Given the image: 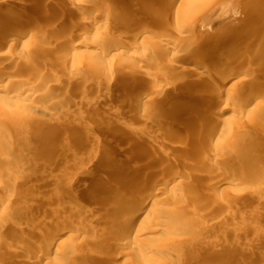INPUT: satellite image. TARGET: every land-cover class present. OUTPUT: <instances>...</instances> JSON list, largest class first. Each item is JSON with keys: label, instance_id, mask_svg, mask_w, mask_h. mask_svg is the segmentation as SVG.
Here are the masks:
<instances>
[{"label": "rangeland", "instance_id": "1", "mask_svg": "<svg viewBox=\"0 0 264 264\" xmlns=\"http://www.w3.org/2000/svg\"><path fill=\"white\" fill-rule=\"evenodd\" d=\"M26 1H28V4L30 5H27V7L24 10H21L20 15H22V17L21 16L18 17L19 22L17 21L18 23L17 24L15 23V25L13 26L14 29L12 27H11L12 29L9 27L8 29L10 30V33L7 30L6 33L0 36L1 37L0 38V55H1L0 59L3 57H6L7 55L10 56V54L11 55L13 54V56L16 55L18 57V55H20L21 52H24V54L27 56L26 58L28 59L26 63L15 62V64H12L10 68H8L9 70L6 69L8 71V73L5 74L6 78L3 81H0V109L1 110L8 109L9 107L20 108L23 106V104L28 103V100L30 101V98L27 99L25 95H23V97L10 98V95L8 93L9 91H7L8 88L17 87V89L19 90L22 88L17 83H14L16 79L28 78L27 80L29 81L32 80L33 82H36L37 84L36 89L38 88L37 90L39 91V93L43 94L44 96L46 95L47 97L43 96L42 99L38 98L37 100H35V104H37L36 108H31V110L29 109V111L26 112V115L21 116V115H16L15 113H13L12 114L13 117L11 118L12 121L9 122L8 124L7 123L5 124L3 123V121H0V130L1 129L3 130V134L5 135L6 138L9 137L7 138V141L9 144L8 143H7L8 145L6 144V148H4L5 145L3 147L0 146V157L6 156V154H3L4 155L3 156L2 152L6 153L7 152L6 150L8 149L9 150L7 152L8 156H6L5 158H7V160L9 159L8 164H10L11 166L14 165L13 167L15 168V171L17 170L16 171L17 173L15 172L13 175L11 176L9 175V178L7 177L8 175L6 176V174H9V173H6L5 170H2V169L0 170L1 172L0 176H2L0 177V184H1L0 188L2 186H3L2 188H7L9 186V188H11V192H12V187L14 191L13 193L2 192V194L4 193L3 195L4 197L2 198L1 189H0V196H1L0 204L2 206V207L0 206V210L1 211L4 210L5 208L3 207H7L11 203V201H13L10 205L12 204L14 205L17 203L19 206H22L23 204V207L25 208L28 207L29 205L35 207L37 210L36 214L38 213L39 210L41 212L43 208L51 207L50 209L54 210L55 212L57 211L56 213L61 212L60 213L61 216L59 213L56 216L59 220H61V217L62 219L67 218L68 220L70 215L67 213L70 212L71 214V211L73 210V208L80 209V207H82L81 210L83 209L82 210L83 212H85L86 210L89 212V213H86L87 216L83 220H86L87 218L88 219L87 221H89L90 223L93 222L90 225L95 226L94 229H96V231L98 230L97 232H99L100 229L96 227L98 226V224L100 226L101 222L102 221L104 222L105 218L109 219V217L110 218L112 217L111 220L115 221V218L117 219V217H119V213L115 212V209H116L115 206L107 207L106 209L99 203L100 198L96 200L92 198V192L94 189L93 184H95L96 182L98 183V186H99V184L101 183V180H103V178L108 176V175L107 176L105 175L108 172V168L110 165L108 164V161L106 159L109 156H113L117 154V157H118L117 159L119 163L117 162L118 163L116 164L117 166L113 165L111 169L112 170L111 172H114V174L112 175H114V177L116 176L115 178V181H117L115 183V185L117 184L116 186H118L119 184L126 183V182H122L124 179L122 178L120 179V177L123 174L127 176V177H124L126 181H127V178L129 180L132 179L133 176L135 175L134 173L143 164L145 165L146 168H149L146 180H148L149 178L148 174L152 178V179L150 178L151 180L149 179L150 183L149 181H147L146 187H145L146 189L143 188L142 190L140 187H137L138 189L133 190L130 188V186H128L127 187L128 190L127 189L124 190L126 187L125 185L123 188H121L122 190L120 189L121 192L118 191L120 192V194L114 191L115 194L123 197L122 204L124 205V207L126 205L125 202H129L131 200V197L134 196L135 193L137 194V196L135 195L137 199L139 200L141 199L140 201H144L143 199H149V198L152 200L155 198L156 199L162 198L163 199L162 203H164L165 209L170 210V212L172 210L173 214L170 216L171 220L173 221L174 219V221L179 226L181 227L184 226L185 229L187 228L191 229L192 232L189 233V235L194 233V235H192L193 236L192 240L194 241H192L193 243L191 242V238L189 239V235H187L186 231L183 229L181 230L178 229L177 231H174V232H172L171 230H170L171 232L170 231H167V232L159 231V233L155 235L153 239H149V236L139 238V241L136 242L132 247L131 246L124 247L123 249L117 248V250L115 247L114 249L115 253L113 252L114 254L112 253L110 257L111 258L110 263L112 264H134L135 262L133 263V259L135 258L144 259V260L147 259V261L149 262H155V263L157 262L158 264H186L188 263L189 259L193 257L192 255H189V256L184 255L181 259V262L179 261L177 262L176 258L173 259L174 258L173 256H172V260H170L162 252L159 253L157 252V250L147 251V249L145 248L147 245H150L154 249H157V248H160V246L168 245L175 241V243L181 248L192 247L191 245H189L191 243L193 245L192 248H196L195 250L197 249L198 250H201V249L202 250L203 249L204 250H208V249L218 250L219 249L221 251H227L236 246L239 251H243L246 253L247 251L251 249L253 253L255 252L254 253L255 255L253 254L252 256L251 264H264V116L260 115L262 114L261 111L264 113V104H263L264 103V88H263L264 87V74H261L262 73L261 71L257 72L258 70H256L254 72L253 70H250V69H248L250 71H247V72L242 71L241 73L242 74L244 73L243 75H241L240 73L238 77L233 78L231 80L229 79L228 83H224L223 76L221 78L220 76H218L215 79H213V82H212L213 85L209 86L210 87L209 90H211V88L213 87L212 89L214 91L211 90L209 92L211 93V95L213 94L216 95L217 93H219L218 95H216L219 98V100L218 98L215 97L214 98L215 100H213V103L210 106L204 103V101L208 100V97H205V98L203 97L202 100H199L201 104L197 108L198 112L200 111L199 109H202V110L206 109L205 111L207 115H209V117L213 114L212 112L214 111L215 108H218L221 106L223 107V105H221L222 103L220 102H225L226 100H228L227 98V96H229L228 93L233 94L236 91V89L242 87L241 86L242 81L240 80H242V78L244 79V75H246L245 79L248 78L251 83H256V84H253V88L255 86L261 85V86H258V88L262 87L263 89L262 88L258 89L257 87L254 88L255 90L257 89L259 90L255 92V94H254V91L251 92L250 90V92L253 95H255V97L258 96L257 100L251 106L246 105L245 104L246 100H245L242 102V104L240 103L241 105L240 104L238 105L239 107L233 108L231 109V111L229 110V112H227V114L225 115V118H227L226 122L221 123L216 127L217 135H215V137H211L206 133H200V136H198L197 133L201 129L199 126H197V124L199 125V122L197 123V120L196 119L194 120V118L193 120L191 119V121L188 122V125L190 124L193 128L191 127L192 128L191 129L190 125L188 126V128L192 131V132H189L190 133L189 136L191 137L192 135L194 136L196 134L198 137L196 135L194 137L192 136L191 138L188 137V141H187V138L186 139L184 138L187 141L185 142L184 139L183 141L180 140L181 135L185 132V129H182L181 131L182 127H179V128L176 127L174 131H172V136L166 137V135L164 134L165 129L163 130V128H165L166 125L165 123L161 124L162 123L161 118L162 119L164 118L165 122L168 123L167 118H168V114H171V111H169L170 112L169 113L168 110H166V108L168 109L170 107H175L173 108L175 110L182 103V100H180L179 97L183 94L184 91H186L189 88V85L192 86L191 84H194V81H196V78H194V76L188 77L187 80L184 81L185 84L178 85L177 87L178 89L173 88L174 87L172 85L173 80L171 79L164 80V78H157V81L159 80L160 83H158L157 81H154V83H156L158 88L159 86L161 88L158 91L161 92L162 90L165 89L164 93L162 91L161 94L158 92V93H155L154 96H152V97H157L159 101L157 100L153 102L152 98L151 99L149 98V100L152 101V103L147 105L146 108H144L145 110H143L141 113H143V115L144 114L147 115L148 117L149 113L153 111L152 105L156 103L155 106L158 109L155 106H153L155 107L154 110L160 111L163 116L161 115L162 117L160 116V119H158L159 117L157 118L159 121L156 119L154 123V125H156L155 127L153 124H149L148 127H151V128H148L147 126L145 127L144 125L141 124V122L144 121L147 117L146 118L141 117L140 119H137L136 121L138 124L136 123V121L131 123L130 125L118 124L116 123V121L118 122V120L116 119L119 116L117 117L116 114L112 115V113H110L107 110H106V113L105 111H103L105 114L103 112H99V114L103 113L101 114L103 118L105 116L108 120L104 118L102 121H99L97 119L99 114H96L98 113L96 110L97 104L95 105L93 103L92 96H91L92 91L95 90V88L91 85L95 82L96 79L94 80V78H92L91 76L88 77V75L85 74V77L87 76L86 78L88 80L90 79L88 82L89 85L86 84L88 86H86L85 89L83 87L80 88L75 82H77L76 79L78 78L79 79H81L82 77L84 78L83 76L84 73L76 72L74 74L73 72H71V67L69 65H66V67L61 65L60 67V64L56 60L61 56L71 55L73 53L82 54L86 52H92L93 51L92 49L87 48V45H88L87 43L83 44L82 46H80V48H77L76 50L75 48H73V46L75 45V43H78V42H75V41L78 40L79 41L78 44H80L82 38L84 39V35L82 36L80 35L81 33H84L82 32L84 31L83 30L84 26L90 23V21H94V20H90L91 16H89V14L93 12L100 14L103 12L104 9H105L104 13L111 12V10L108 7H111L113 5H121L122 7L126 9H130L132 11L135 10L136 14L134 15V17L139 19L141 22H144L147 24L151 23L150 27L152 29L153 27H155L154 29L156 31L157 29L160 31V27L158 25L159 23H157L158 22L157 15H155L156 17L154 18L153 16L155 13L156 14L158 13L159 15L163 16V13H164V15L166 16L165 20H167L166 24L168 23L166 27L169 26L167 30L171 29V31L169 32H173V31L175 32L171 33L170 36L168 32H167L168 34L165 33V35L161 33H157L156 36L153 37L154 40H152V42L153 41H156V42L163 41V43L164 42L168 43L169 42L168 40L170 39L171 35L183 30L185 32L184 33L185 38L184 36H182L184 41L182 38H180L179 41H181V43L187 42V40L189 42L197 41L196 45L198 44V46H200L199 42L200 43L208 42L211 39H213V41L211 40L208 43L210 44L214 43L216 45L217 51L214 53V55L217 54L218 56L222 54L221 56L223 57L225 56L226 60H227L226 53H228V51H232L233 53L235 51L236 52L241 51V53L243 51L245 52L244 46L246 45V43L250 45L253 44V46L257 45L258 48L263 50L261 47L264 48V44H263L264 41L263 43H261L260 45L261 47H259L258 45L259 41H256V43L254 44L253 40H248V39L245 40L243 38L241 40L233 39L234 41L233 40H231V42L229 41V43L227 44L228 46H227L223 44L224 42L220 43L221 44L220 45L219 42L218 41L215 42L214 39H216L215 37L224 35L226 31L231 30V28H232L231 34L233 33L235 34L238 32L240 27L243 25L248 26L250 27V29L255 30L259 24H260L259 26H261V29L258 28L257 30L259 34L263 35L262 37H264V34H263L264 33L263 32L264 31L263 30L264 28V0H222L219 3L212 1V0H208L205 3L201 4V6H199V9L197 11H192V12H189L187 9L183 7L182 3H179V1L175 2V0L173 1L172 0H163V1L162 0L161 1H157V0H150V1L149 0H124V1L123 0L122 1L102 0L103 4L101 6H105V7L100 6L97 8L96 7L92 8V7L86 6L87 8L85 7L86 9H84V12L82 13L83 15L82 14L77 15L76 13L75 7L77 6L76 5L78 2L77 0H68V1L67 0H26ZM35 1L37 4L35 3ZM50 1H53V2H50ZM55 1L58 3V5L59 4L60 5L58 6L57 4H55L56 3ZM152 1L153 2L157 1L156 5L159 4L158 6H160L159 8L160 10L157 8L158 6L153 7L151 5V7L153 8L149 6V3H152ZM31 4L33 6H31ZM60 6L61 8H59ZM156 8L158 12H155ZM27 9L29 12L27 11ZM25 10L27 11L26 13H25ZM60 10L62 11L61 13H60ZM150 10H152L153 12H151ZM186 10L189 13L186 12ZM46 11L48 12L46 13ZM0 12H1L0 17L6 16V14L2 13L1 10ZM22 12H24L25 15H23ZM45 13L47 14V16L48 15L50 16L47 17ZM186 13L190 15L183 17V15L184 14L186 15ZM42 14H44V16ZM36 15L38 16L40 15L39 18ZM242 15L244 18L242 17ZM54 17H56V19ZM57 17L59 18L57 19ZM140 17L142 19H140ZM239 18L241 19V21L239 20ZM50 19L52 20L55 19V21L53 22ZM96 19H98V17L97 18L95 17V21H97ZM151 19H152V22H151ZM57 20H60V21L58 22ZM191 20H195L196 22L195 21L193 22ZM31 21L35 22V25ZM23 22L25 24H23ZM52 23H54L53 26H52ZM112 23H113V19H110L107 24V27L111 28ZM152 23L154 26L152 25ZM195 23L197 27L194 32V30L191 31V27L192 25H195ZM19 24L21 27L19 26ZM47 24L49 25V27ZM16 25H18L19 27L17 26L18 27L17 28ZM202 25L203 27L205 26L206 28L204 27L202 29L201 28ZM186 27H188L189 30L188 28L184 29ZM71 29L72 31H75V33L78 32L79 34L76 33L69 37ZM123 29L124 28H122L121 30L124 31ZM16 30H17L18 35L20 34L21 38L18 36L16 39L9 41L8 38L10 37L8 36L14 35V33L16 34ZM68 30H69V33H66L68 32ZM186 30L190 32L188 33V31L186 32ZM36 31L39 33H36ZM122 31L118 33L122 34L123 33ZM23 32L24 34L26 33L25 34L26 36L23 34ZM21 34H23V36ZM31 34H33V37H34L33 39L28 37V35L31 36ZM86 35L87 36L85 37L88 38L87 42L90 44L91 41H94V38H96L97 32L95 30L90 31ZM66 36L68 39L69 38L71 39L72 37V42H70L69 40L67 41V38H65ZM54 37L56 39L59 38L58 40H60V38L61 39L63 38V40L61 41H67V43L68 42L73 43L74 45L71 44L70 46V44L68 45L65 42L63 46L60 45L62 47L60 46L57 47V49H54V51H52L51 54H49L46 50V47L50 45ZM5 40H6V43L4 42ZM234 43L236 45H234ZM137 51L139 52H137V55H135L136 58L134 57L129 62H127V64L124 66L125 68H123L124 70L123 78L121 77L119 79L121 83L118 80H114L116 82L111 81L110 82L111 84L109 83L108 85H105V87L111 86L115 90H117L119 87L123 85L122 86L123 88L121 87L118 90L120 93L122 92L121 95L119 96V100L120 101L123 100L122 102L126 103L125 106L126 105L128 106V104L130 103L129 100L126 98L129 91L127 89L125 90V83L127 82L128 79L129 80L132 79L133 74L136 73V70L138 69L139 65L142 64L143 61L145 63L148 62V64H145V63L143 64L144 66L142 67V69L144 71L153 73L155 77H157L161 73V70L157 71L158 70L157 66L163 65L165 64V62L167 63L169 59V56L167 59V56L165 55L163 56V54L159 52L160 55L158 54L157 55L160 56L162 59L158 57L160 58V59H157V61L159 62L153 63L151 62L152 60L149 61V59H153V55L148 56V57L146 56L148 55L147 53L149 51H146L144 53L145 50L143 47L141 48L138 47ZM238 52H237L238 55L241 54ZM150 54H154V53L150 52ZM207 57L199 58L201 59L202 63L206 61L204 63L206 66L212 65V67H214L217 65L216 62L218 63V66L225 65V64L227 65L229 63L228 61L227 63L225 58L223 57L217 60L212 59V61H210V59ZM147 58L148 60L146 62L145 59ZM184 58L188 59V57H184ZM205 58L207 60H205ZM108 60L109 58H104V61H108ZM1 62L2 60L0 61V64ZM214 63L215 65H213ZM0 67L2 68L1 65ZM249 72H251L252 74H250ZM249 75H252V76H249ZM253 77H255L256 79ZM218 78L220 80H218ZM251 78H253L252 79L253 82L252 80H250ZM91 79H93V83L90 82L92 81ZM83 80L85 81V78ZM254 80L257 82H255ZM144 82H146L147 84L149 83L147 79H145ZM219 82H221V84ZM149 84L147 86H149ZM150 85H154V84H150ZM74 86H77V87H74ZM171 86L173 87L171 88ZM168 87L171 88V90L167 91L169 89ZM147 88H144V89H147ZM233 88L234 89L236 88V89L234 90ZM260 89H262L261 92H260ZM236 92H239V91H236ZM83 96L85 100L83 99ZM248 96L244 95L243 98L245 97L248 98ZM160 97L162 100L160 99ZM220 97L221 99H223V101H220L221 100ZM125 99L127 100L125 101ZM86 100H88L89 102ZM54 101H56V103ZM57 102L58 104H60V106L57 104ZM52 103L57 104L59 107L56 108L57 106L54 105V108L56 109L55 112L50 116L49 115L45 116L46 114L45 112L49 114L50 110L52 109L51 108L52 106H50V105H53ZM162 107H165V108H162ZM253 109H255V112H252ZM63 110L65 111L67 110V111L65 112ZM36 112L39 113L40 121L38 120V123H36V127L33 128L31 123L29 122L30 120L29 116H31L32 114ZM62 112L66 115H64ZM94 114L98 116L96 115L94 116ZM106 114L108 115L110 114L109 115L110 117H108V115ZM164 114L166 115L164 116ZM90 116L91 117L94 116L95 119L90 118ZM40 117H42V119ZM98 118H100V116ZM92 119L97 121L96 123H98L99 121V123L96 124L95 121L93 122ZM140 120L142 121L140 122ZM204 120L205 118L204 119L202 118V120L200 121H203L204 123L203 122L201 123L203 124L207 123V120L205 121ZM195 128H198L197 129L198 131ZM143 129H145L146 131ZM162 131H163V134H162ZM178 132L180 135L178 134ZM157 136H159V138ZM179 141H181L182 143ZM245 141L249 142V143L247 142L249 144L248 148H244L243 146L244 143H246ZM184 144L187 145V147L184 146ZM175 146H177V148ZM184 147L186 149L188 148L189 149L185 150ZM190 147H191V150H190ZM221 147L222 149L220 150ZM139 148L140 150H138ZM174 148H176L177 150H175ZM202 149L204 150V152H202L203 151ZM217 150L218 151L220 150L219 151L220 153ZM187 151H189L190 154L189 153L186 154ZM242 151H244L243 153L244 156H242L243 155ZM172 152H174V155L172 154ZM223 152L228 153L227 155L228 157L227 156L224 157L222 155ZM142 153H144L145 155H143ZM192 153H194V155ZM201 153L202 155L204 154V156H201L200 155ZM140 155H142V158ZM146 155L151 156V157L152 156L157 157L156 159L157 161L155 163L156 167L153 166V164L148 163L149 161L146 158L147 157ZM50 156L52 157V159ZM136 156H138L137 157L138 159L136 158ZM23 157H24V161H25V157L26 158H30V157L37 158L38 157L37 159L40 160V162L38 161V163L40 164L35 170V173H34L35 176L33 175L32 180L29 182V184H27L28 186L27 185L19 186L21 188L19 189L18 187V190H17V186L15 185V181H14L15 178H13L15 177L14 175L18 174L19 172L24 173L26 170L30 169L29 167L27 168L28 165L23 161ZM220 157L222 158L221 159L222 161L219 160ZM169 159H170V164L172 167L169 166V163L167 165V162L169 161ZM210 159L212 162L210 161ZM215 159L217 160L218 163L216 162ZM145 160H147L148 162L146 163ZM200 160L202 164L200 163ZM57 161L59 162L57 163ZM204 161L211 163V164H208V163L203 164ZM145 163L148 164V166H146ZM163 163H166L165 164L166 167H162ZM212 163H215L217 166ZM222 164L227 166L229 169L228 168H226L225 170L222 169L221 172H219L220 170L219 171L214 170V168L217 169L218 167H221ZM53 166L54 167L56 166V167L53 168ZM131 166L132 168L134 167L135 169L134 168L131 169ZM151 166H152V169H151ZM42 168H44L45 170L42 171L41 170ZM155 168H157V170ZM167 168H169L170 170H168ZM153 169L155 171H153ZM151 170L154 173H149ZM230 170L231 171L236 170L239 172V174H237L236 177L234 178L232 177L233 180H230L231 177H229ZM156 171L158 173L161 171L160 175L162 173V176L160 177L159 174H156L157 173ZM248 172L252 174V175L250 174L252 178L250 179L251 181L250 180L247 181V179H245V174L246 173L249 174ZM155 175H157L158 177H156ZM9 180L11 182H8ZM12 180L14 184H12L13 183ZM229 181H231L230 184L227 183ZM222 182H226V184L221 185L223 184ZM176 184L178 185L180 184L181 186L185 185L184 189H183V186L181 188L177 186L178 188H176ZM14 185L16 187H14ZM34 187H37V188L33 189ZM131 187L133 186L131 185ZM41 188L42 190H40ZM133 188H136V186H134ZM139 189H140V192L137 191ZM26 190H27V193H26L27 195L23 193V191H26ZM141 190L143 191L142 193H141ZM33 192L34 193L36 192L35 195L33 194ZM114 193H112L111 195H113ZM6 194H9L10 197L9 195H6ZM32 195H34V197ZM28 196L29 197L32 196V197L29 198ZM8 202L10 203L8 204ZM45 203L46 204L48 203L47 204L48 207H46ZM97 206H100V207H97ZM55 207H57V209H55ZM28 208H31V207H28ZM99 208H101L100 209L101 211H99ZM40 212L37 215H40ZM92 212L93 214L94 212L96 213L94 214L95 217L92 214L90 216L88 215ZM112 212L113 213L115 212V214H113ZM64 213H66L67 215ZM6 224L8 225L5 228L7 229L5 231H8L9 232L8 237L13 239L11 242L10 241L11 239L7 238V242L9 243L11 242L13 244L20 243L21 238H22V232H19V234L21 233V235H19L17 232L15 233L17 228H19L20 226L22 227L20 220L15 219L14 221L12 219V220H9ZM14 226L16 227L14 228ZM12 228L14 231L11 230ZM20 228L18 230L21 231ZM61 230L62 229H59V233ZM12 231L14 233H12ZM57 231L58 230L55 231V229H52V228L46 230L47 233L55 236L56 245H59L60 247H64L66 244L72 243L73 239L70 238V236L68 235L60 236ZM10 234L12 235V237L15 236V238L14 237L12 238ZM109 236L110 235L107 234L106 239L107 238L110 239L111 237ZM1 249L4 250L6 248L5 246H3V248L1 247ZM85 251H87L86 254H90L87 248ZM47 258H50V260L45 259V261L49 260L48 263L49 262L51 263L53 261V256L51 257L49 256ZM73 259L76 264L77 263L75 261L77 260L76 257H72L71 264L73 263Z\"/></svg>", "mask_w": 264, "mask_h": 264}, {"label": "bare ground", "instance_id": "2", "mask_svg": "<svg viewBox=\"0 0 264 264\" xmlns=\"http://www.w3.org/2000/svg\"><path fill=\"white\" fill-rule=\"evenodd\" d=\"M77 1H78L77 4H76L77 6L75 7L77 15L82 14L84 12V9H86L87 7H92V8L96 7L97 8V7H100L103 4L102 0H77ZM120 1H122V0H120ZM157 1H161V0H157ZM157 1L156 2L152 1V3H149V6L151 7V5H152L153 7H157L159 5V4L156 5ZM176 1H179V3H182V5H183V7L185 9H187L189 12H192V11H197L199 9V6H201V4L205 3L208 0H175V2ZM212 1H215V2L219 3L222 0H212ZM50 2H53V1H50ZM35 3H36V1H35ZM55 4L58 5L57 2ZM27 5H30V4H28V1H26V0H0V10L2 11V13L6 14L5 17H3V16L0 17V36H2L4 33H6L7 30L10 33V30L8 29L9 27L10 28L12 27L14 29L13 26L15 25V23L17 24L19 22L18 21V17H20V16L22 17V15H20L21 10H24L27 7ZM31 6H33V5L31 4ZM61 6L59 8H61ZM101 7H105V6H101ZM153 7H151V8H153ZM108 8L111 10V12H108V13L106 12L107 14L104 13L105 12L104 8H103L104 10L102 9L103 10L102 13L98 12L100 14H97L95 12H93V13L90 12L91 13V14H89V16H91L90 20H94V21H90V23H88L86 26H84V28H83L84 31H82L84 33L80 34L81 36L84 35V39L82 38L80 44H78L79 43L78 40L75 41V42H78V43H75V45L73 43H69V42L67 43L68 40L70 42H72V37H71V39L70 38L68 39L67 38L68 35H67L65 37V38H67V41H61V40H63V38L62 39L60 38V40H58L59 38L56 39L54 37L53 38L54 40L52 39L53 43L51 42L50 45H49L50 47L49 46L46 47V50H47V52L49 54H51V52L54 51V49H57V47H59L60 45L63 46V44H65V42L68 45L70 44V46H71V44L74 45L73 48H75L76 50H77V48H80V46H82L83 44L87 43L88 44L87 48H90V49L93 50L92 52H86V53H82V54L81 53H73L71 55L61 56L58 59H56L57 58L56 57L55 59L60 64V67H61V65L65 66V67H66V65H69L71 67V72H73L74 74L76 72L77 73H81V72L84 73L83 76L85 78V81L83 80L84 78L82 77L83 79L82 78L81 79L78 78V79H76L77 82H75L80 88L83 87L85 89V87L89 85L88 82H89L90 79L88 80L86 78L87 76L85 77V74H87L88 77L91 76L92 78H94V80L96 79L94 83H93V79H91L92 81H90V82L93 83V84L91 83L92 84L91 86H93L95 88V90L92 91V95L91 96H92L93 103L95 105L97 104L96 105V108H97L96 110H97L98 113H96V114H99V112H103V111H105V113H106V110H107L110 113H112V115L116 114L117 117L119 116L116 119V120H118V122L116 121V123L124 124V125H126V124L130 125L131 123L135 122L137 119H140L141 117L142 118H146L147 117V115H145V114L143 115V113H141V112L143 110H145L144 108H146L147 105L152 103V101H150L149 98L150 99L152 98L153 102H155L157 100L159 101V99H157V97H152V96H154L155 93H158V92L161 94V92L163 91V93H164L165 89L162 88L164 90H162L161 92L158 91L161 88H160V86L158 88L156 83H154V81H157V78H164V80L165 79H167V80L171 79V80H173L172 85L174 86V87L171 86V88L172 87L173 88H177L178 85L185 84L184 81L187 80L188 77L194 76V78H196V81H194V84H191L192 86L189 85V88L186 86L188 89L186 91H184L183 94L179 97L180 100H182V103L175 110L173 109L175 107H170L168 109L166 108V110H168V112L171 111V114H168V118H167L168 123L165 122L164 118L163 119L161 118V120H162L161 122L162 123L160 122L161 124L165 123V125H166V127L163 128V130L165 129V133L164 134L166 135V137H171L172 136V131H174V129L176 127H178V128L182 127L181 131H182V129H185V132L183 131L184 133L181 135V137L179 136L180 140L183 141L184 138L185 139L187 138V141H188V137H190L189 136V134H190L189 132H192L188 128V126L190 125V124L188 125V122L191 121V119L193 120V118H194V120L195 119L197 120V123L199 122V125L197 124V126H199L201 129L198 131L197 129L199 127L195 128L198 131V133H197L198 136H200V133H206V134H208L211 137H215V135H217L216 127L219 124L226 122L227 118H225V115L227 114V112H229V110L231 111V109L239 107L238 105L240 103L242 104V102L245 101V100H246L245 104L248 105V106H251L257 100L258 96L255 97V95H253L251 92L254 91V94H255V92L259 91L258 90L259 88H262V87L258 88V86H261V85H258V86L254 85L255 86L254 88H256V87L258 88L257 90H255L253 88V84H256V83H251L248 78L245 79L246 75H244V79L242 78V80H240V81H242L241 82V86L242 87L238 88L239 90L235 88L236 91H239V92L235 91L236 93L234 92L233 94L228 93L229 94V96H227L228 100H226L225 102H220V103H222L221 105H223V107L221 106V107L215 108L214 111L212 112L213 114L210 117H209V115H207V113L205 111L206 109L205 110L199 109L200 110L199 112L197 110V108L201 104V102H199V100H202L203 97L204 98L208 97V100L204 101V103L206 105H210V106L213 103V100H215L214 98L215 97L218 98L216 95H218L219 93H217L216 95L212 93L213 95H211V93L209 92L211 90L214 91L212 89L213 87L211 88V90H209L210 89L209 86L213 85L212 84L213 79H215L216 77L220 76V78H221L223 76L224 83H228L229 79L231 80L233 78L238 77L239 74L242 71L247 72V71L253 70L255 72L256 70H258L257 72L261 71L262 72L261 74H264L263 73L264 72V51H263L264 48L260 46L261 43H263V41H264V37H262L263 35L259 34V32L257 30L258 28L261 29V26H259L260 24L259 25L257 24L258 26H257V28L255 30L254 29H250V27L243 25V26L240 27L238 32L235 33V34L234 33L231 34L232 33V28H231V30H227L224 35H221L223 37H221V36L215 37L216 38V39H214L215 42L218 41L219 44L224 42L223 43L224 45H227L229 43V41L231 42V40H233V39L241 40L243 38L245 40L246 39L253 40L254 44L256 43V41H259L258 42L259 44L258 43L257 44L259 45V47H261L263 49V50H261L260 48H258L257 45L253 46V44L250 45V44L246 43V45L244 46L245 52L243 50H242L243 51L242 53H241L240 50H239L240 52L237 51L238 53H241L239 55L237 54L236 51L234 53L232 51H228V53L225 52L227 54V60H226L225 56L224 57L221 56L222 54L218 55V56H217V54L214 55V53L217 51L216 45L214 43H211V44L208 43L211 40L213 41V39H211L208 42H201L202 44L199 42L200 46H198V44L196 45L197 41L196 42L195 41L194 42H192V41L189 42L187 40V42H182L181 43V41H179L180 38H182V36H184V38H185V35H184L185 32L183 30L179 31V32L176 31L177 33L171 35L170 39L168 40L169 41L168 43H165V42L163 43V41H161V42L153 41L152 42V40H154L153 37L156 36L157 33H161V34L165 35V33L168 32L169 36H170L171 33L175 32V31L169 32V31H171V29L167 30V28L169 26L166 27L168 23L166 24L167 20H165L166 16L162 12L163 10L161 12L163 13L164 17L159 15L158 13L157 14L155 13L154 16H153V18H154V17H156L155 15H157V21L158 22L157 21H155V22L159 23L158 25L160 27V31L157 29V31H159V32H157L154 29L155 27H153L154 26L153 23H152V25H153L152 26L153 29H152L150 27L151 26L150 22H148L150 24H147V23L141 22L139 19L134 17V15L136 14L135 10L132 11L130 9H126V8L122 7L121 5H113V6L108 7ZM157 8L159 9L160 6H158ZM157 8H156L155 12H158ZM28 9H30V8H28ZM28 9H27V11H28ZM154 9H153V11H154ZM187 10H186V12H188ZM27 11L25 10V13ZM150 11L153 12L152 10H150ZM47 12L48 11H46V13ZM61 12L62 11L60 10V13ZM22 13H23V15H25L24 12H22ZM188 13H186V15L184 14L183 17L189 16L190 14H188ZM42 15L44 16V14H42ZM36 16L39 18L40 15L39 16L36 15ZM46 16H47V14H46ZM48 16H50V15H48ZM246 16H245V18H246ZM95 17L96 18L98 17V19H96L97 21H95ZM141 17H142V15H141ZM141 17H140V19H142ZM242 17H243V15H242ZM54 18L56 19V17H54ZM58 18L59 17H57V19ZM55 19H53V20L50 19V20L54 22ZM110 19H113V23H112L111 28H108L107 24H108ZM237 19H238V17H237ZM239 20L241 21L240 18H239ZM51 21H50V23H51ZM57 21L59 22L60 20H57ZM191 21L194 22L195 20H191ZM31 22L34 23V25H35V22H33V21H31ZM151 22H152V19H151ZM50 23H49V25H50ZM23 24H25V23L23 22ZM53 24L54 23H52V26H53ZM246 24H247V22H246ZM49 25H48V27H49ZM17 26L18 25H16V27ZM19 26H20V24H19ZM31 27H33V26H31ZM45 27H46V25H45ZM196 27L197 26H196V23H195V25H192L191 31L194 30V32H195ZM204 27H203V25L201 26L202 29ZM122 28H124L123 29L124 31L121 30ZM187 28L188 27H186L184 29H187ZM19 30H20V28H19ZM69 30L66 33H69ZM94 30L97 32L96 38H94V41H91V43L89 44L87 42L88 38H86L85 36H87L86 34H88V32L94 31ZM188 30H189V28H188ZM188 30H186V32ZM263 30H264V28H263ZM120 31H122L123 33L121 32L122 34H119L118 32H120ZM189 32L190 31H188V33ZM36 33H39V32L36 31ZM76 33H78V32H76ZM76 33H75V31H72V29H71L69 37L72 36L73 34H76ZM23 34H24V32H23ZM23 34H21V35L23 36ZM80 35H78V36H80ZM18 36L21 38L20 34L18 35L17 30H16V34L14 33V35L8 36V37H10L8 39H9V41L10 40H14ZM34 36H35V34H34ZM28 37H30L31 39L34 38L33 34H31V36L28 35ZM3 39H5V38H3ZM183 41H184V39H183ZM4 42L6 43V40ZM234 45H236V44L234 43ZM62 46H60V47H62ZM64 47H65V45H64ZM138 47H140V48L143 47L144 50H145L144 53L146 51H149L147 53L148 55H146L147 57L153 55V59H149V61L152 60L151 62H153V63L159 62V61H157V59L161 58L160 56H158V55H160L159 52L161 54H163V56L164 55L167 56V59H168V56H169V59H168L167 63L165 62V64H163L161 66L159 64H158L159 66H157V64H156V66L158 67L157 71L161 70V73L160 74L158 73L159 74L158 76L156 75L157 77H155V75L153 73L144 71L142 69V67L144 66L143 64L145 63L144 61L142 62V64L139 65L138 69L136 70V73L133 74L132 79L131 80L128 79L127 82L125 83V90L127 89L129 91L127 96H126V98L130 102L128 104V106L127 105L125 106L126 103L122 102L123 100L122 101L119 100V96L121 95L122 92L120 93L119 90H118L123 85L117 89L118 91L115 90L114 88H112L111 86L105 87V85H108L111 81L116 82L114 80L120 81L119 79L121 77L123 78V75H124L123 68H125L124 66L127 64V62H129L131 59H133L135 57V55H137V52H139V51H137ZM150 52L154 53V54H150ZM154 55H155V57H154ZM26 57L27 56L24 54V52H21V54L18 55V57L16 55L13 56V54L12 55L10 54V56L7 55L6 57L1 58L0 61L2 60V62H1L0 65L2 66V68L4 70L0 67L1 68L0 69V81H3L6 78L5 74L8 73V71L6 69L10 68V66L12 64H15V62H21V63L24 62V63H26L27 60H28ZM28 57H29V55H28ZM158 57H160V58H158ZM184 57H188V59H185ZM200 57H202V58L203 57H207V58L210 59V61H212V59H214V60L216 59L217 60V59H220L221 57H223V58H225L226 62L228 61L229 63L227 62L228 63L227 65L225 64V65H219L218 66V63L216 62L217 65L214 66V67H212V65L206 66L204 63L206 62L205 60H207V59L205 58V60H204L205 62L202 63L201 59H199ZM104 58H109V60L108 61H104ZM147 60H148V58L145 59L146 62H147ZM145 64H148V62L145 63ZM207 65H209V64H207ZM213 65H215V63ZM248 69H250V70H248ZM154 70H155V68H154ZM249 73L252 74L251 72H249ZM243 74L241 73V75H243ZM249 76H252V75H249ZM223 78H222V80H223ZM253 78H255V77H253ZM253 78H251L250 80H252ZM27 79L28 78H26V79H24V78L16 79V81L14 82V83H17L19 86L22 87L20 90L17 89V87L16 88H8L6 86L8 88L7 91H9L8 93L10 95V98H18V97H23V95H25L27 99L30 98V101L28 100V103L23 104V106L20 107V108L9 107L8 109H2V110L0 109V121H3V123H5V124L7 123L8 124L9 122H11L12 121L11 118L13 117L12 116L13 113H15L16 115H21V116L26 115V112H28L29 109L31 110V108H36L37 104H35V100H37L38 98H41V99L43 98L44 95L39 93V91L37 90L38 88L36 89V87H37L36 86L37 85L36 82H33L32 80L29 81ZM145 79H147L149 81V83L153 81L150 84H154V85H150L148 83L149 86H151V87L147 86L148 84L146 82H144ZM149 79L152 80V81H150ZM218 80H220V79L218 78ZM157 82L160 83L159 80ZM252 82H253V80H252ZM255 82H257V81H255ZM120 83H121V81H120ZM219 83L221 84V82H219ZM17 84H16V86H17ZM86 84H88V85H86ZM53 86H55V85H53ZM74 87H77V86H74ZM93 87H91V88H93ZM87 88H86V90H87ZM144 88H147V89H144ZM171 88H169L167 91L171 90ZM262 89H260V92H261ZM250 90H251V92H250ZM209 93H210L211 96L209 95ZM160 94H159V96H160ZM244 95H246V96L249 95V96H248V98H246V97L243 98ZM86 96H87V94H86ZM44 97H47V96L45 95ZM81 97H82V95H81ZM83 99H84V96H83ZM127 99H125V101ZM160 99H161V97H160ZM220 99H221V97H220ZM88 100H86V101H88ZM218 100H219V98H218ZM220 101H223V99H221ZM52 102H53V100H52ZM54 102L56 103V101H54ZM57 104H58V102H57ZM57 104L50 105V106H52L51 107L52 109L50 110L49 114H47V112H45L46 113L45 116L46 115H49V116L52 115L55 112V110H56L54 108V105L57 106L56 108H58L60 106V104H58L59 106ZM155 104L152 105L153 111L151 113H149V116L145 120L142 119L144 121L140 120V122L142 121L141 124L144 125L145 127L146 126L148 127L149 124H153L154 125L156 119L158 117H159L158 119H160V116L162 115L160 111L154 110V108L156 107ZM153 106H155V107H153ZM159 108H161V107H159ZM162 108H165V107H162ZM37 109H39V108H37ZM149 109H151V108H149ZM63 111H65V110H63ZM38 112H36V113L32 114L31 116H29V119H30L29 122L31 123L33 128L36 127V123H38V120H39V113ZM252 112H255V109H253ZM40 113H42V112H40ZM89 113H90V111H89ZM91 113H92V111H91ZM103 113L99 114L100 118H98L99 116L96 115V114H94V116L95 115L98 116L97 119L99 121H102L104 118L107 119L105 116L103 118V116L101 115ZM261 113L262 114H260V113H258V114H260L261 116H264V113L262 111H261ZM85 114H83V115H85ZM64 115H66V114H64ZM106 115H108V114H106ZM109 115H108V117H110ZM165 115L166 114H164V116ZM94 116L93 117L90 116V118H94ZM82 117H84V116H82ZM40 118L42 119V117H40ZM202 118L203 119L205 118V120H207V123L203 124L204 122L200 121V120H202ZM92 120H91V122H92ZM94 121L95 120H93V122ZM99 121H98V123H99ZM59 122H61V121H59ZM96 122L97 121H95V123ZM105 122H106V120H105ZM201 122H203V123H201ZM98 123H96V124H98ZM136 123H137V121H136ZM144 126H143V128H144ZM155 126L156 125H154V127ZM197 126H195V127H197ZM191 127L192 126L190 125V128ZM139 128H141V127H139ZM148 128H151V127H148ZM143 130H145V129H143ZM179 132H178V134H179ZM247 133H249V132H247ZM162 134H163V131H162ZM149 135H151V134H149ZM204 136H206V135H204ZM157 137L159 138V136H157ZM7 138H9V137H7ZM7 138L5 137V135L3 134V130L1 129L0 130V146L1 147H3L5 145L4 148H6V144L8 143ZM207 138H208V136H207ZM177 139H179V138H177ZM185 139H184V141L187 142ZM212 140H213V138H212ZM150 142H151V140H150ZM179 142H181V141H179ZM247 142L244 143V145H243L244 148H248V146H249L248 143L249 142L248 143ZM184 146L187 147V145H185V144H184ZM149 147H151V146H149ZM175 147L177 148V146H175ZM176 148H174V149L177 150ZM180 148H178V149H180ZM184 149L188 150L189 148L186 149L184 147ZM221 149H222V147L220 148V150ZM136 150H137V148H136ZM138 150H140V148ZM190 150H191V147H190ZM3 151H5V150H3ZM6 151L8 152L9 150L7 149ZM7 152L6 153L2 152V155L6 154V156H8ZM202 152H204V150ZM188 153H189V151H187L186 154H188ZM210 153H212V152H210ZM243 153H244V151H242V154ZM142 154L145 155L144 153H142ZM172 154L174 155V152H172ZM192 154L194 155V153H192ZM111 155H113V154H111ZM168 155H170V154H168ZM200 155L204 156V154L202 155V153ZM222 155L225 157V156L228 155V153H224L223 152ZM6 156L0 157V170L2 169V170H5L6 173H9V174H6V176L8 175L7 177L9 178V175L10 176L13 175L17 170L15 171V168L13 167L14 166L13 164H15V163L12 164L13 166L8 164V160L9 159L7 160V158H5ZM140 156L142 158V155H140ZM218 156H220V155H218ZM242 156H244V154ZM137 157L138 156H136V158ZM205 157H207V156H205ZM213 157H214V155H213ZM37 158L36 157H33V158H31V157L30 158H26L25 157V161H24V157H23V161L28 165L27 168L29 167L30 169L26 170L24 173H22V172L20 173L19 172L18 174L14 175L15 177H13V178H15L14 181H15V185L17 186V190H18L19 186H26L32 180L33 175L35 173V170L40 164V163H38V161L40 162V160H38ZM104 158H106V157H104ZM117 158H118L117 154H115L113 156H109L106 159L110 166L107 165V166H109L108 172L106 173V175L105 174L104 175L105 176L108 175V176L103 178V180H101V183L99 184V186H98V183L95 182V184H93L94 189H93V192H92V198L94 200L100 198L99 203L104 208L107 209V207H112V206L116 207L115 212L119 213V217H117V219L115 218L116 216L113 217V218H115V221L111 220L112 217L111 218L109 217V219L105 218V221L104 222L102 221L100 226L97 223L98 226H96V227H98L100 229L99 232H97L98 230L96 231V229H94L95 226L90 225L93 222L90 223L89 221H87L88 220L87 218H86V220H83L87 216L86 213H89V212L87 210L85 212H83L82 211L83 209L81 210L82 207H80V209H78V208L74 209L73 208V210L71 209L72 211L69 210V211H71V214H70L69 211H67V212H69L67 214L70 215L68 220H67V218H65V219L63 218L62 219V217H61V220H59L56 217L59 212L56 213L57 211L55 212L54 210L50 209L51 207L43 208L41 210V212L39 210L37 214H39V212H40V215H37L36 214L37 210L33 206L29 205L28 207H31V208H28V207L25 208V207H23V204H22V206H19L16 203L17 205L14 204V205H16V206H14L13 204L10 205L13 201H11V203L8 202V204L10 203L9 204L10 206L7 204L8 205V206L6 205L7 207H3V208H5L4 210H2V211L0 210L1 211L0 212V249H1V247L3 248V246H5V248H6V249H4L5 251L3 249L0 250V264H13V263L14 264H71L72 257H76L77 258V260H75L77 262L76 264H112V263H110L111 262L110 261V259H111L110 257H111V254L114 252L115 247H116V250H117V248L123 249L124 247H130V246L132 247L136 242L139 241V238H142V237H145V236H149V239H153L155 237V235H157L159 233V231L167 232V231L171 230L172 232H174V231H177L178 229L179 230L183 229V230L186 231V234L189 235V233L192 232L191 229H189V228L185 229L184 226L183 227L179 226L174 221V219H173V221L171 220L170 216L173 214L172 210L170 212V210L165 209L164 203H162L163 202L162 198H157V199L155 198L153 200L149 198V199H143L144 201H140L141 199L140 200L137 199V197H136L137 194L135 193L136 196L134 195L135 196L134 197V196L131 195L132 196L131 200L129 198L130 201L129 202H125L126 205L124 207V205L122 204V198L123 197L115 194L114 191L117 192L118 194H120V192H121L120 189L123 188L125 185H126V187H125L124 190H126L128 186H130V188L133 189V190L134 189H138L137 187H140L142 190H143V188L146 189L145 188L146 187V183H147V181H149V179L151 177L148 174L149 178H148V180H146L149 168H146L145 165L143 164L134 173L135 175L130 180L127 178V181H126L124 177H127V176L124 175V174L122 175V173H121L122 176L120 177V179L121 178L124 179L122 182H126V183L125 184H119L118 185L119 187L116 186L117 185V184L115 185V183L117 182V181H115L116 176L114 177V175H112V174H114V172H111L112 171L111 169H112L113 165H116V164L119 163ZM146 158L149 161L148 162L147 160H145L146 163L148 162L149 164H153V166L156 165L155 164L156 161H157L156 160L157 159L156 156H152V157L151 156H147ZM208 158H209V156H208ZM51 159H52V157H51ZM181 159H183V158H181ZM221 159L222 158L220 157L219 160H221ZM47 160H49V159H47ZM164 160H165V158H164ZM197 160H198V158H197ZM141 161H143V160H141ZM210 161H211V159H210ZM58 162L59 161H57V163ZM70 162H72V161H70ZM208 162L204 161L203 164L204 163H208ZM216 162H217V160H216ZM168 163H169V166H171L170 159L167 162V165H168ZM200 163L202 164L201 160H200ZM215 163H212V164H215ZM52 164H54V163H52ZM165 164L166 163H163L162 167H166ZM208 164H211V163H208ZM48 165H50V164H48ZM146 166H148V164H146ZM159 166H160V164H159ZM55 167L53 166V168H55ZM171 167H170V169H171ZM25 168H26V166H25ZM133 168L131 166V169H133ZM226 168H228V167L222 164L221 167H218L217 169L214 168V170H218V171L220 170L219 172H221L222 169L225 170ZM151 169H152V166H151ZM155 169L157 170V168H155ZM167 169L170 170L169 168H167ZM41 170L44 171L45 169L42 168ZM39 171H38V173H39ZM153 171H155V170L153 169ZM48 172H49V170H48ZM160 172L159 173L157 172L156 174H159V176L161 177L162 173L160 175ZM149 173H154V172H152V170H151ZM248 173L249 174H247V173L245 174V179H247V181L252 179L251 176H250L251 173L250 172H248ZM0 174H1V172H0ZM237 174H239L238 171H236V170L235 171L234 170L231 171L230 170V174H229V177H231L230 180H233L232 177L233 178L236 177ZM151 176H153V175H151ZM155 176L158 177L157 175H155ZM0 177H2V176H0ZM129 178H130V176H129ZM8 182H11V181L9 180ZM12 182H13V180H12ZM230 182L231 181H229L227 183L230 184ZM149 183H150V181H149ZM222 183L223 184H221V185L226 184V182H222ZM12 184H14V182ZM15 185H14V187H16ZM131 185L133 187L136 186V188L131 187ZM177 186L179 188H181L183 185L181 186L180 184L179 185L176 184V188H178ZM184 186H183V189H184ZM2 187L0 188L1 189L2 198L4 197L3 195H4L5 192H8V193H13L14 192L13 191V187H12V192H11V188H9V186L7 188H2ZM8 188H9V190H8ZM20 188L21 187H19V189ZM36 188L37 187H34L33 189H36ZM176 188H175V190H176ZM31 189H32V187H31ZM40 190H42V188ZM142 190H141V193L143 192ZM118 191H120V192H118ZM137 191L140 192V189L137 190ZM2 192H4V193L2 194ZM180 192H181V190H180ZM23 193L26 194L27 190L23 191ZM35 193L33 192L34 195H35ZM112 193H114V194L111 195ZM182 193H184V192H182ZM6 195H9V194H6ZM11 195H13V194H11ZM23 195H21V196H23ZM34 195H32V196L34 197ZM32 196H30V197H32ZM9 197H10V195H9ZM24 197H26V196H24ZM7 198H8V196H7ZM0 203H1V199H0ZM47 204H46V207H48ZM0 206H1V204H0ZM102 206H101V208H102ZM97 207H100V206H97ZM52 208H54V207H52ZM101 208H99V211H101L100 210ZM55 209H57V207H55ZM115 212L114 213L112 212V213L115 214ZM64 214H66V213H64ZM91 214L94 215L96 213L94 212V214H93V212H92V213H90L88 215L90 216ZM60 216H61V214H60ZM94 217H95V215H94ZM12 219L14 221H15V219H19L20 222H21L22 227L21 226H20L21 228L19 227L21 229V231L18 230L19 228H17V230L15 231V233L17 232L18 234H19V232H22V238H21L20 243H15V244L11 243L13 239L9 238L8 237L9 236V232L5 231V230H7L5 228L8 225L6 223L9 220H12ZM63 220H65V221H63ZM15 227L16 226H14V228ZM51 228L55 229V231L58 230L57 232H58V234L60 236H62V235L63 236L64 235L70 236V238L73 239L72 243L66 244L64 247H60L59 245H56L55 244V242H56L55 241V239H56L55 236L46 232V230L51 229ZM59 229H62L60 231V233H59ZM11 230H13V228ZM13 231H12V233H14ZM107 234L110 235L109 236V237H111L110 239L109 238L106 239ZM19 235H21V233ZM190 235H191V237H190ZM190 235H189V239L191 238V242H192V241H194V240H192V238H193L192 235H194V233L190 234ZM10 236L12 237L11 234H10ZM13 237L15 238V236H13ZM7 238L11 239L10 240L11 244L9 242H7ZM189 245H191L193 247V245L191 243ZM192 247L181 248L174 241V242H172V243H170L168 245L160 246V248H157V249H154L150 245H147L145 248L147 249V251L157 250V252H159V253L162 252L170 260H172V256H173L174 257L173 259L176 258L177 262L178 261L181 262V259H182V257L184 255H187V256L192 255L193 257H191L189 259V262L186 263V264H251L252 263L251 262L252 256L255 253V252L253 253L251 251V249L250 250L248 249L249 251H247L246 253L243 252V251H239L236 246H235L236 248L233 247L232 249H229L227 251H221L219 249L218 250L217 249H208V250H204L203 249L204 250L203 251L202 249L201 250H198V249L195 250L196 248H192ZM86 248L90 252V254H86V252H87V251H85ZM241 250H243V249H241ZM49 256L50 257L53 256V261L51 263L50 262L48 263L50 258H47V257H49ZM45 259H49V260L45 261ZM176 260H175V262H176ZM133 263L134 264H158L157 262L156 263L155 262H149V261H147V259L144 260V259H139V258L133 259ZM72 264H75L74 259H73V263Z\"/></svg>", "mask_w": 264, "mask_h": 264}]
</instances>
